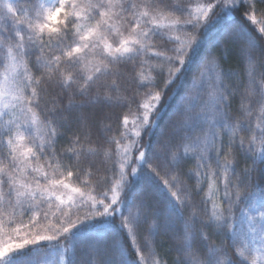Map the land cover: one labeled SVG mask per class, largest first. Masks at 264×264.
<instances>
[{
	"label": "snow or ice",
	"instance_id": "6c2138e0",
	"mask_svg": "<svg viewBox=\"0 0 264 264\" xmlns=\"http://www.w3.org/2000/svg\"><path fill=\"white\" fill-rule=\"evenodd\" d=\"M254 2L203 0L195 12L174 0H27V8L0 6L27 25L12 37V63L0 79V102L5 108L15 102L19 109L0 131V217L32 212L47 220L52 207L60 216L59 227L48 228L51 234L0 242V264H34L35 252L46 246L42 242L62 253V264H148L153 254L149 240L139 243L142 227L149 237L161 230L179 231L177 264H264V19H257ZM238 11L242 20L261 25L258 34L237 21ZM172 15L177 18L165 23ZM113 20L121 21L119 29ZM173 30L180 35L165 39ZM212 31L218 35L206 50ZM155 39L170 46L153 53ZM230 46L246 59L248 75L235 117L229 109L237 93L225 85L223 70L213 94L207 99L202 95V71L209 63L218 64L215 53ZM34 53H39L35 62ZM90 56L96 60L91 69ZM20 58L25 75L16 73ZM33 63L43 69L35 78L27 67ZM186 80L182 99L187 103L177 107L151 142L160 127L164 96ZM130 88L156 89L146 94L155 103L140 105L144 114L136 117L135 139L128 133L125 114L118 139L107 135L111 127L105 121L131 103ZM44 96L49 99L41 121ZM38 124L47 130L39 141L32 135ZM69 131L67 147L57 151V141ZM146 134L149 140L141 143ZM113 143L119 170L111 177L100 176L92 158L106 155V146ZM240 156L251 160V167L238 171ZM39 160L46 161L52 175L34 178L35 187L19 182L18 176L29 175V169L41 171L33 166ZM186 160L196 161L195 170L182 171ZM64 172L85 188L95 174L93 190L101 185L105 190L91 196L89 206L81 188L62 178ZM182 177L194 179L196 186ZM204 180L216 199L201 198L200 216L193 211L194 197L203 191ZM61 188L68 192L58 195ZM238 223L245 230L238 231ZM220 235L226 243L211 242ZM130 248L138 259L132 258Z\"/></svg>",
	"mask_w": 264,
	"mask_h": 264
},
{
	"label": "trees",
	"instance_id": "16d2710c",
	"mask_svg": "<svg viewBox=\"0 0 264 264\" xmlns=\"http://www.w3.org/2000/svg\"><path fill=\"white\" fill-rule=\"evenodd\" d=\"M175 3H180L183 6L189 8L191 11L195 12L196 7L203 2V0H174ZM11 3L13 4L14 8H27L28 3L27 0H12ZM4 4V0H0V6ZM244 6L242 5L241 8ZM254 8L256 11L257 19H264V0H255L254 2ZM219 11V9H217ZM177 17L175 15L169 16L166 21L170 22L171 20H175ZM184 19H187V16L184 17ZM237 21L243 23L249 31L255 32L258 34L259 28L261 27L260 24H253L251 21H248L246 19H241V16L239 14V11L236 14ZM20 20L22 18L20 17ZM112 24L115 26H120L121 21L113 20ZM26 28V23L21 25L18 20L15 19V17L12 14H6L2 8H0V61L3 63H0V78L2 74V70L5 67L6 61V53L7 48H10L12 46V37H15L16 31L19 30L20 27ZM9 31H11L12 36L9 37ZM168 33H171L173 35H180V33L176 32L175 30L169 31ZM218 35L217 32L212 31L207 34L206 43H205V49H211L213 47V42ZM18 38V37H17ZM167 37H165L166 39ZM153 48L150 50L151 52L156 51H162L164 47L170 46L165 45L164 41L161 39H155L152 41ZM36 55H39V53H34L31 57V60L35 62ZM216 56L219 57V63H209L207 67L202 71L201 77L204 81V92L202 95L205 99L208 98L209 95L213 94V85L218 82L219 80V73L221 70H223L227 75L224 77V83L229 88V90H235L236 95L234 97L230 98V104L231 107L229 109L230 114L235 117L237 114V110L240 107L241 104V94L245 92L247 84H248V75L246 72L247 63L246 59L242 58L236 47L230 46L227 50L220 49L215 53ZM257 60L259 59V55L256 54ZM22 61L24 58H20ZM89 69H91L95 63L96 60L93 57H89ZM25 66V65H24ZM28 71L32 75V77H38L43 72V69H38L33 64H28ZM259 73V69H258ZM199 82V79H198ZM159 83H162L160 81ZM188 87V81L186 80L182 85L177 86L173 85L172 88L168 90V94L164 96V100L161 102V118H160V127L155 128L153 134L151 135V142L155 143L157 139L159 138V133L161 128H163L169 121V118L172 116L173 112L179 107L182 103L186 104L187 101L183 100L182 98L185 96V90ZM173 88L176 89L175 92H173ZM152 91L153 93L156 91V89H139L135 90L134 88H130L128 95L133 97L130 104L126 105L123 109H117L115 111V114L113 115V118L110 121H105L106 125H109L111 127V132L107 133V135L115 136L118 139L120 138V133L124 130V125L122 123L123 116L125 114L128 115V133L131 136V138L135 139L136 137L133 136V131L135 129L133 123L136 122L137 115H143L144 109L140 107L142 104H146L152 101L151 97L147 96L146 94ZM48 96H44V100L41 102V108L39 109L41 115L39 119L41 121L46 119V109L44 101L48 100ZM47 107H51L50 104L47 105ZM4 125V118L0 115V131H2ZM42 135L44 138H46V128L43 126V124H38ZM71 135V132H66L63 137H61L57 143H56V150L61 151L62 149L67 147V140L69 139ZM149 140V136L146 134L141 138V143L146 142ZM225 140H227V137H225ZM124 144L128 143V140L123 141ZM93 147L95 145H92ZM116 149L117 145L116 143H113L110 147L106 146V152L107 154H102L100 157L92 158L94 160V168L98 170V175L104 176L107 175L111 177L114 172L119 170L118 165V157L116 155ZM189 152H191V149H188ZM122 151V149H121ZM138 155V152L136 153ZM239 162L237 165V170L242 171L245 168L251 167V160H248L244 158L243 156H240L238 158ZM195 160H186L182 165V171L188 172L190 169L195 170ZM34 167H39L41 169L40 172H47L50 176L52 175L51 168H48L46 166L45 160H39L33 162ZM62 171V170H61ZM130 171V170H129ZM29 172H31V169H29ZM35 174L36 176L32 177ZM59 175V173H57ZM255 175V173H254ZM24 177L27 179H23V176L21 174L18 176L19 182L22 183H30L31 179H34L37 177V172H31L29 175H24ZM63 179H65V182L70 184V187H78L81 188V191L84 192V198L87 200L88 205H91L90 197L97 195L99 192H102L105 190L104 185H101L98 188H95L93 190V186L95 184L96 175L94 174L92 182L89 184V187L85 188L83 187L82 183L77 181L75 177L69 178L66 175V172L63 174ZM83 179V178H81ZM190 186L195 187L196 182L194 179H191L189 177H182ZM35 180V179H34ZM108 186H111V181H109ZM203 191H201L198 195L194 197L195 201L197 202V207L193 211H196L197 215L202 216L203 214V205L199 203L202 197H208L210 200H215L216 197L213 195V188H210L209 183L207 180L203 181L202 184ZM79 201V199H78ZM58 203V202H54ZM210 207V205H209ZM44 209L46 211L48 210V205H44ZM67 210V209H65ZM87 211V207H85L82 212L80 213L83 215L84 212ZM9 212H11V209H9ZM33 216L36 217L35 220H33ZM60 218L59 213L57 212V209L55 207H52L49 211V219L45 220L43 219L42 213H32L29 212L24 215H20L17 213L15 216L10 215H3L0 217V224L6 225L9 227V229L13 226L16 227V223L21 224L22 226H30L31 227V234L28 236L36 234L37 232L41 234H51L48 232V228L55 225L56 227H59V225L56 223V220ZM73 219H75V215H73ZM9 221H11V226H9ZM139 235V243L141 246H143L144 241L147 239L150 241L151 245V252L152 256L148 260V264H177L178 259L180 258L181 254L178 253L177 248L181 244L180 239V233L178 230H171V231H158L155 232L152 236H148L146 228L142 227L138 233ZM211 235V231L209 233ZM211 242L214 244H221L226 243L224 241L223 236H212ZM46 246L38 251L35 252V255L33 256L34 264H47L52 259H57L58 257H62V253L60 251H57L55 248L54 252L48 253L49 251V245L47 242H42ZM183 243L185 246H188L191 244V241L189 238H185ZM130 251L132 253L133 259H138L136 252L134 249L130 248ZM145 254H148V250H145Z\"/></svg>",
	"mask_w": 264,
	"mask_h": 264
},
{
	"label": "rangeland",
	"instance_id": "374dc122",
	"mask_svg": "<svg viewBox=\"0 0 264 264\" xmlns=\"http://www.w3.org/2000/svg\"><path fill=\"white\" fill-rule=\"evenodd\" d=\"M11 1L12 0H4V3H11ZM21 18H22V20H24V16H21ZM165 23H168V21L165 20ZM113 26L116 29H119V27H120L118 25L117 26L113 25ZM167 36H176V35H173V34L167 32L165 37H167ZM9 49L10 48H7V53H6V61L7 62L5 63V66L6 65H11V63H12L11 60L8 58ZM13 54H15V53H13ZM4 72H5V67L2 70L1 79H3ZM16 73H18L20 75H25V66H24V63H23L22 60H21V63L16 68ZM149 103H155V102L151 101ZM149 103H146V104H149ZM18 112H19V109L17 107H15V102L10 103L8 108H5L4 104L2 102H0V114L7 113V115H1L4 118V124L9 119L16 118V116L18 115ZM22 120H23V118L21 117V121ZM133 125L135 127V129L133 131V136H134V132H135L136 128L138 127V125L136 124V122H134ZM32 135L38 141L42 140L44 138L43 135H42V131H41L39 125H36V126L33 127ZM43 174H44V172H38L37 173V177H42ZM32 175H33V173H32ZM21 176H23V179L27 180L24 177V174H21ZM34 176H36V175L34 174L32 177H34ZM28 181H31V185L33 187H35V180L34 179H31V180H28ZM65 192H68V190H65V189L61 188L60 192H58L57 194L58 195H64ZM64 198L67 199V196H64ZM76 199L78 201L79 197H76ZM54 202H56V201H54ZM7 225H8L7 223H6V225L5 224L4 225L0 224V242L18 243L20 238L25 237V236H29L31 234V231H32L31 227L28 226V225L22 226L21 224L16 223V227L12 226L10 229H9V227ZM245 227H246L245 225L238 223L237 230L242 232L243 230H245ZM54 251H55V247L52 244H50L48 253H51V252H54ZM47 264H62V257H58L57 259H52Z\"/></svg>",
	"mask_w": 264,
	"mask_h": 264
}]
</instances>
